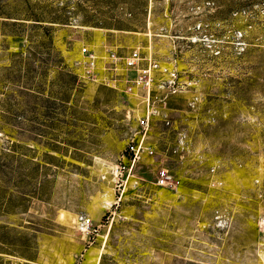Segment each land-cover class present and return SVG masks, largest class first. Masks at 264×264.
Here are the masks:
<instances>
[{"label":"rangeland","instance_id":"374dc122","mask_svg":"<svg viewBox=\"0 0 264 264\" xmlns=\"http://www.w3.org/2000/svg\"><path fill=\"white\" fill-rule=\"evenodd\" d=\"M59 2L71 7L55 49L70 68L84 45L138 49L150 93L126 92L134 70L118 90L79 80L53 151L26 97V137L13 136L26 161L0 174V264H264V0H147L122 29L89 13L107 0ZM242 8L263 24L231 20ZM25 10L0 0V99L28 44L8 16Z\"/></svg>","mask_w":264,"mask_h":264},{"label":"trees","instance_id":"16d2710c","mask_svg":"<svg viewBox=\"0 0 264 264\" xmlns=\"http://www.w3.org/2000/svg\"><path fill=\"white\" fill-rule=\"evenodd\" d=\"M25 2V18H18L17 14L8 16L12 19L9 25L13 26L10 35L23 37L28 44L25 51L10 54L6 66L8 76L4 84L9 87L4 98L0 99V133L10 139L11 145L4 147L0 153V174L3 176L8 175L11 162L21 164L26 161L27 146L13 137H26V97L29 96L32 101L31 131L35 137L47 138V147L53 151L59 143L54 131L58 125L67 123L65 118L70 116L74 108L73 94L79 83L78 76L55 49L56 27L67 24L69 16L66 13L71 7L69 2L63 6H59V0ZM80 4L74 3V7ZM146 10L147 0H107V5L90 8L89 13L98 23L122 29L119 27L124 17L129 15L141 19L146 16ZM233 17L245 18L247 25L252 28L253 24H263L258 21L260 13L250 8L232 12L231 20ZM19 26H24L26 30L18 31ZM40 106L46 109L45 112ZM61 115H64V119L60 118ZM42 126L48 129L44 131L45 135L40 133L43 131Z\"/></svg>","mask_w":264,"mask_h":264},{"label":"built area","instance_id":"2783aa9c","mask_svg":"<svg viewBox=\"0 0 264 264\" xmlns=\"http://www.w3.org/2000/svg\"><path fill=\"white\" fill-rule=\"evenodd\" d=\"M141 62L142 57L138 49L133 50L128 56H121L117 48L109 44H104L101 54L89 45H84L73 68L80 81L104 85L116 90L119 89L120 77L124 76L125 72L134 70L140 74L132 85L127 86L126 92H134L137 87H142L147 88V92L150 93L152 78L149 72L152 71V65L149 70L142 69ZM79 224L82 231H88L91 220L81 216Z\"/></svg>","mask_w":264,"mask_h":264}]
</instances>
